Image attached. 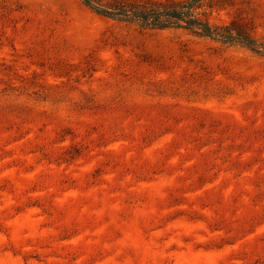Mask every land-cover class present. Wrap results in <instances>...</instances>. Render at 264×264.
I'll return each mask as SVG.
<instances>
[{"label":"rangeland","instance_id":"rangeland-1","mask_svg":"<svg viewBox=\"0 0 264 264\" xmlns=\"http://www.w3.org/2000/svg\"><path fill=\"white\" fill-rule=\"evenodd\" d=\"M199 17L0 0V264H264V0Z\"/></svg>","mask_w":264,"mask_h":264},{"label":"trees","instance_id":"trees-1","mask_svg":"<svg viewBox=\"0 0 264 264\" xmlns=\"http://www.w3.org/2000/svg\"><path fill=\"white\" fill-rule=\"evenodd\" d=\"M94 13L103 17L126 23L137 24L143 28L170 29L182 28L194 31L208 38L227 44H242L257 48L255 42L247 36L233 32L230 28H216L200 18V10L211 0H187L176 7L144 6L137 4H118L102 7L93 0H82Z\"/></svg>","mask_w":264,"mask_h":264}]
</instances>
